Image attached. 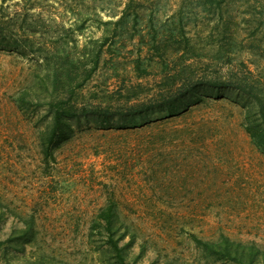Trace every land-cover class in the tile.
Here are the masks:
<instances>
[{
	"label": "rangeland",
	"instance_id": "rangeland-1",
	"mask_svg": "<svg viewBox=\"0 0 264 264\" xmlns=\"http://www.w3.org/2000/svg\"><path fill=\"white\" fill-rule=\"evenodd\" d=\"M0 9L7 34L78 58L105 36L96 22L127 17L125 38L133 37L122 56L138 53L147 28L171 40L170 49L180 42L173 48L187 50L201 82L185 97L169 94L188 101L175 115L165 106L134 110L156 112L135 128L105 119V103L71 117V137L49 156L39 138L51 124L48 106L20 108L12 99L42 55L0 48V264H117L100 233L98 214L108 206L129 264H235L205 257L193 240L222 235L255 246L264 264V154L242 125L248 95L233 86L264 82V0H0ZM133 68L116 75L100 65L78 102H112L110 114L124 113L118 105L136 98L124 83L153 86L156 97L161 69L138 80Z\"/></svg>",
	"mask_w": 264,
	"mask_h": 264
},
{
	"label": "trees",
	"instance_id": "trees-1",
	"mask_svg": "<svg viewBox=\"0 0 264 264\" xmlns=\"http://www.w3.org/2000/svg\"><path fill=\"white\" fill-rule=\"evenodd\" d=\"M96 23L104 26L105 36L99 42L88 43L86 46L89 48L86 49L83 56L78 58L74 54L67 53L64 49L58 52L57 50L52 51V53L49 48L40 47L36 49V42L31 36L7 34L6 30L2 29L5 28L6 23L0 17V48L10 52L25 49L31 53L42 55V62L35 64L36 70L35 75H32V80L28 81L26 78L12 99H15L20 108L48 106L52 117L51 124L48 131L39 133V138L45 139L46 148L50 152L49 156H52V152L71 137L73 131L66 123V120L71 117L89 112L91 108L103 109V103H105V110L102 111L105 114V119L117 118L114 123L117 128H135L137 127V120L151 119V115L156 112L136 114L133 112L134 110L148 106L153 107V109L165 106V115H175L174 113L180 109V106H188V101L184 100L185 98L174 100L170 98L169 94L174 91L185 97L189 91L201 83L194 81L193 76L190 75V67L185 63L189 59L187 58L189 57L187 50L179 51V48H173V45L181 46L180 42L172 41L174 44L170 49V44L167 42L171 40H167L158 32L148 33L147 28H142L144 30H142L143 33L139 34L136 46L138 53L133 56L132 52H127L126 55L122 56L121 52L133 37L131 35L125 38V35H128V29L133 27L132 24L131 27L129 26L130 20L127 17H121L116 21ZM136 24L137 21L135 20L134 26ZM110 30L112 32L109 33ZM110 35L113 36V39H109ZM116 46L120 51L118 48H113ZM55 54H60V57ZM127 63L134 67L133 71L138 80L149 77L150 70L155 67H158L159 71L161 69L160 80H156L157 84L154 85L159 90L156 97L151 94V87L153 86L149 88V86L140 83L127 86L124 83V91L131 94L129 97H136L134 102L125 98V104L118 105L120 108L117 109L126 110L124 113L110 114L114 108L112 102H104L103 100L99 101L98 104L78 102L77 91L83 88L93 77L100 65L110 66L115 72L119 66ZM115 73L117 75V72ZM237 81L233 83V86L248 95L249 99L247 98L245 104L248 108L251 107L247 113L246 121L242 124L244 131L252 143L264 154V82ZM114 217L113 206H108L98 214V219L102 223L100 224L102 228L100 233L104 235L105 253L113 256L117 264H129L125 261L123 254L129 244L120 246L124 234H120L119 230L113 227ZM193 240L197 249L213 261L235 264L259 263L260 250L255 246L235 242L227 236L222 235L215 242L203 241L196 236H193Z\"/></svg>",
	"mask_w": 264,
	"mask_h": 264
}]
</instances>
